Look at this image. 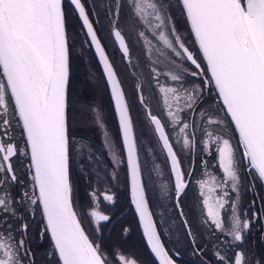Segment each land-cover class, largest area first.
<instances>
[{"label": "snow or ice", "instance_id": "obj_1", "mask_svg": "<svg viewBox=\"0 0 264 264\" xmlns=\"http://www.w3.org/2000/svg\"><path fill=\"white\" fill-rule=\"evenodd\" d=\"M95 7L89 0H0V264H111L94 234L111 220L99 198L113 205L115 195L92 188L83 209L76 196V181L91 187L100 158L90 145L87 153L78 149L71 131L73 17L102 66L117 119L118 142L106 130L103 139L112 178L123 165L159 264L175 260L147 198L152 171L160 174L150 158L158 156L137 129L164 157L171 187L160 191L194 254L204 257L200 264H264L256 241L250 246L257 234L264 245V198L256 192V181L264 186V0H109L104 16L123 73L94 26ZM142 64H150L147 73ZM129 76L131 101L123 86ZM95 119L104 129L102 117ZM242 176L251 177L247 191L254 193L243 210ZM190 186L192 220L183 203ZM119 261L140 264L123 254Z\"/></svg>", "mask_w": 264, "mask_h": 264}, {"label": "flooded vegetation", "instance_id": "obj_2", "mask_svg": "<svg viewBox=\"0 0 264 264\" xmlns=\"http://www.w3.org/2000/svg\"><path fill=\"white\" fill-rule=\"evenodd\" d=\"M93 3L96 5L94 10L99 12L98 17H92V19L95 21L94 26L97 28L98 35L100 36L102 43L106 47L107 54L116 62L118 69L121 71V73H123L124 64L120 60L119 53L112 49V44L108 36V24L104 16V12L109 3V0H89L90 9H93ZM96 18H98V20ZM137 54L141 56V61L147 60L144 54ZM149 67L150 64H142V66L138 70L147 73L149 71ZM99 72L104 81L100 69ZM125 80L130 81L132 86L131 76H129V78ZM125 80L123 86L125 88L126 94L129 96V99L131 101L132 87L129 88ZM105 92L107 93V88ZM102 97L104 101H106L103 94ZM105 109L107 114V121L104 120L103 123L105 125V128L102 129V131L106 130L108 134L115 138L118 142V129L113 110L112 113L109 114L110 109L108 107ZM135 114L136 113L134 107V116ZM72 115L74 116L73 108ZM80 127L81 125L79 124V122H75L74 118L71 131L75 137V143L78 149H81L85 153H87L89 151L87 146L90 145L93 154L100 158V163L98 166L93 167L91 187H89V183L85 179H78L76 181V196L79 205L82 209L87 208L89 204L88 193L92 188L98 189L100 192H103L104 190L110 188L111 192L115 195V202L113 205H109L104 202L102 197L99 198V210H101L105 214L110 215L111 220L104 223L101 226L100 232L95 233L94 237L97 238L98 243H101L103 245L104 250L109 255L111 264H121V262L119 261L120 254H123L126 258L129 259L134 257L140 261V264H156L154 260H152V257L143 242L139 229H137L138 225L134 212L131 208L124 166L121 165L120 170H118V179H113L111 175L113 169L110 165V156L103 146L104 134L94 135L92 134V132L84 131ZM137 133L138 136H140V138L142 139V136L140 135V129H137ZM146 138L145 140L142 139L144 141L145 147L152 148L156 152V156H158V159L150 158V167L158 164L160 174L157 175L155 170L152 171V183L149 185L147 198L149 200L150 211H152L154 214L153 219L157 223L158 231L162 235V242L164 243L166 250L169 251L170 255L175 260V264H200V261L204 259V257H198L194 254L192 247L189 245V242L185 237L178 212L173 208L169 196L160 191V185L162 184H169V187H171L170 176L164 162V157L159 152L158 148H156L154 144L150 143V138ZM87 140L89 141V143H86ZM97 168L99 169V171H97ZM198 168L199 162L197 161L196 172H198ZM97 176L99 177L98 179ZM195 179H197V174L195 177H193V181H195ZM250 181L251 183H253L251 177ZM251 183H249V186L251 185ZM256 184V192L258 193L259 197L264 198L263 186H260L259 181H256ZM248 192L249 195L246 194V196L244 188H242L241 186V210L248 207L252 202L254 193L251 191ZM193 193H195V188L193 189V187L190 186L187 195L183 200L184 211L187 214L189 220H192L194 215L193 205L195 203V197L193 198ZM257 206H259V199H257ZM125 229H128L127 233H125ZM88 231L90 235H93L92 228H88ZM251 240L256 241L255 248L258 252H264V245H261L259 243L258 234L257 236H253L250 238V246ZM200 243L203 245V239L200 241ZM177 251L179 252V255H176Z\"/></svg>", "mask_w": 264, "mask_h": 264}, {"label": "rangeland", "instance_id": "obj_3", "mask_svg": "<svg viewBox=\"0 0 264 264\" xmlns=\"http://www.w3.org/2000/svg\"><path fill=\"white\" fill-rule=\"evenodd\" d=\"M72 29L75 30L76 38L73 41L74 47L76 49L75 55V67L73 70L72 86L70 96L73 100V110L75 122H79L84 131L92 132V134H104V131L96 123V115L99 114L102 120L107 121L106 105L103 98L101 97V92L103 93V79L99 76L97 69L92 64V59L89 50L87 49V41L85 40L84 34L79 31L78 26H73ZM86 42V43H85ZM112 46L113 43L111 42ZM113 49V48H112ZM147 58V54H144ZM133 63H136L134 60ZM128 87H132L130 81L125 80ZM101 88V89H100ZM95 109L96 111H93ZM96 133V134H95ZM145 136L142 139L145 140ZM141 139V140H142ZM147 139V138H146ZM143 141V140H142ZM86 143H89L87 140ZM142 162L144 156L141 155ZM200 176V167L198 168L197 178ZM87 228V225H85Z\"/></svg>", "mask_w": 264, "mask_h": 264}, {"label": "trees", "instance_id": "obj_4", "mask_svg": "<svg viewBox=\"0 0 264 264\" xmlns=\"http://www.w3.org/2000/svg\"><path fill=\"white\" fill-rule=\"evenodd\" d=\"M97 20H98V18H96ZM72 22H73V26L75 25V26H78V28H79V31L82 33V34H84V32H83V30H81L80 29V27H79V21L75 18V17H73L72 18V20H71V22H70V28L72 29ZM85 36V35H84ZM85 40H86V38H85ZM86 43V42H85ZM88 44V43H87ZM112 48L114 49V46H112ZM87 49L89 50V52H90V55H91V59H92V64L95 66V68L97 69V71L96 72H98V74L100 75V72H99V68H98V66H97V63L95 62L96 60H95V58H94V55H93V53H92V51H91V49H90V47H89V45L87 46ZM74 67H75V57H74V59H73V70H74ZM101 76V75H100ZM102 78V77H101ZM103 86L105 87V84L103 83ZM101 89V88H100ZM71 91V90H70ZM106 91V87H105V89L103 88V93ZM100 92H101V97H102V91L100 90ZM104 97H105V100L106 101H104V103H105V105H106V107H108L109 109H110V112H109V114L110 113H112V107H111V103H110V100H109V97H108V94L105 92L104 93ZM103 98V97H102ZM104 100V99H103ZM112 117H113V114H112ZM249 183H251V181H250V177H248V176H242V188H244V191H245V195L246 194H248L249 195V192L247 191V188L249 187ZM193 189H194V187H193ZM193 198L195 197V193H193ZM247 196V195H246Z\"/></svg>", "mask_w": 264, "mask_h": 264}, {"label": "water", "instance_id": "obj_5", "mask_svg": "<svg viewBox=\"0 0 264 264\" xmlns=\"http://www.w3.org/2000/svg\"><path fill=\"white\" fill-rule=\"evenodd\" d=\"M91 51H92V53H93V55H94V58H95V60H96L95 62H97L98 66H99V69H100V71H101V73H102V76H103L102 66L99 64V60H98V57H97L96 54H95V50H94L93 48H91ZM103 78H104V76H103ZM103 82H105V84H106L107 93H108V96H109V99H110V102H111V106H112L113 114H114L115 121H116V125H117V119H116V116H115L113 103H112V101H111L109 88H108V86H107V83H106L105 78H104V81H103ZM117 129H118V125H117ZM127 184H128V183H127ZM263 188H264V186H263ZM128 191H129V198H130V188H129V185H128ZM130 203H131V202H130ZM131 208H132V210H133V212H134V215H135V218H136V221H137V225H138V228H137V229H139V232H140V235H141V237H142V239H143V242H144V244H145V246H146V248H147L149 254H150L151 257H152V260H154V262H155L156 264H159V261L154 257V255L150 252V249H149L148 246H147L146 240H145V238L143 237L142 228L140 227V224H139V219H138V217H137V215H136V213H135V209H134V206H133L132 204H131Z\"/></svg>", "mask_w": 264, "mask_h": 264}]
</instances>
